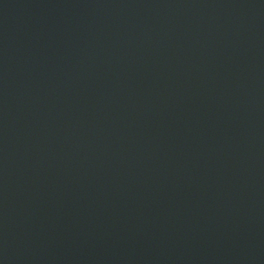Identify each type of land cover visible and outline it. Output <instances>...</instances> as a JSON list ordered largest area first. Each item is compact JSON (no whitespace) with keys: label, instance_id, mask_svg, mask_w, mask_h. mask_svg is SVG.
<instances>
[{"label":"water","instance_id":"water-1","mask_svg":"<svg viewBox=\"0 0 264 264\" xmlns=\"http://www.w3.org/2000/svg\"><path fill=\"white\" fill-rule=\"evenodd\" d=\"M0 264H264V0H0Z\"/></svg>","mask_w":264,"mask_h":264}]
</instances>
